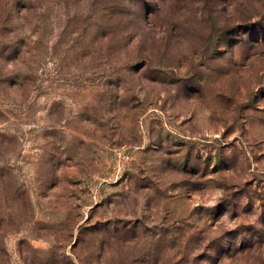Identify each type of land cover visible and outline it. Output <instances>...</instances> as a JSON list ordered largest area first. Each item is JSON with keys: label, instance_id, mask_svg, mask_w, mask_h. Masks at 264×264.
<instances>
[{"label": "rangeland", "instance_id": "rangeland-1", "mask_svg": "<svg viewBox=\"0 0 264 264\" xmlns=\"http://www.w3.org/2000/svg\"><path fill=\"white\" fill-rule=\"evenodd\" d=\"M0 264H264V0H0Z\"/></svg>", "mask_w": 264, "mask_h": 264}]
</instances>
